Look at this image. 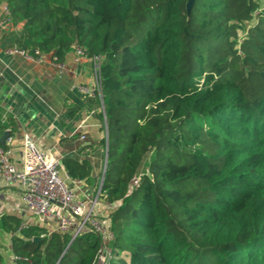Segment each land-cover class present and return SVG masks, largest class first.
Instances as JSON below:
<instances>
[{"label":"trees","instance_id":"1","mask_svg":"<svg viewBox=\"0 0 264 264\" xmlns=\"http://www.w3.org/2000/svg\"><path fill=\"white\" fill-rule=\"evenodd\" d=\"M3 1L20 50L101 60L106 264H264V0ZM61 166L89 178L86 161ZM4 235L14 264L101 253L90 227L72 240L0 214V249Z\"/></svg>","mask_w":264,"mask_h":264},{"label":"crops","instance_id":"2","mask_svg":"<svg viewBox=\"0 0 264 264\" xmlns=\"http://www.w3.org/2000/svg\"><path fill=\"white\" fill-rule=\"evenodd\" d=\"M4 7L5 2L0 0V119L12 123L6 130L14 141L11 160L17 169H22L23 138L29 134L41 151L60 161H86L91 170L89 178L80 183H73L70 178L67 182L75 189L77 200L94 199L106 165V150L102 146L107 136L106 120L100 95L85 96L78 88L93 86L99 80L95 60L84 57L76 62L72 50L65 56V70L61 72L50 55L40 63L20 55H7L5 49L21 35L22 24L2 25ZM61 174L66 177L63 168ZM22 188L20 182L0 179V214L38 225L27 211ZM97 207L98 212H105L106 203L100 200ZM42 225L52 230L56 222Z\"/></svg>","mask_w":264,"mask_h":264},{"label":"built area","instance_id":"3","mask_svg":"<svg viewBox=\"0 0 264 264\" xmlns=\"http://www.w3.org/2000/svg\"><path fill=\"white\" fill-rule=\"evenodd\" d=\"M5 17L1 19L2 25H8V11L3 9ZM7 55H20L30 62L40 63L44 61L46 55L36 51L34 55H29L20 50L16 45L5 49ZM75 61L79 62L84 57H89L82 48H75ZM95 68L99 74L100 58L95 56ZM52 62L62 72L65 66L56 57L51 58ZM78 90L81 94L95 97L101 93L100 77L97 83L91 85H81ZM84 139V137H82ZM13 138L8 137L0 147V179L9 183L20 182L22 184V198L27 211L38 222V225L56 222V230L63 234L71 235L75 239L77 235L86 227H90L100 239V255L104 259L111 257L109 244L113 241L114 235L109 228V212L111 206L106 204L105 212H98L99 195L88 201H79L76 191L68 185L67 180H71L68 175L61 174V161L48 152L41 151L36 141L29 134L23 138V165L22 169H17L11 160ZM73 180V183H80ZM100 190V189H99ZM29 225L24 222V226ZM15 257L11 256L14 264Z\"/></svg>","mask_w":264,"mask_h":264},{"label":"rangeland","instance_id":"4","mask_svg":"<svg viewBox=\"0 0 264 264\" xmlns=\"http://www.w3.org/2000/svg\"><path fill=\"white\" fill-rule=\"evenodd\" d=\"M99 191L97 192L98 195ZM96 194L93 195V197H95ZM101 200V198H99V201ZM49 229V228H48ZM10 244H9V238L8 236L4 235L2 238V245H1V249L0 252L3 255L4 258V263L5 264H10L11 263V254H10ZM109 258V257H107ZM107 261L106 259H104V254L103 256L100 255L97 264H106Z\"/></svg>","mask_w":264,"mask_h":264},{"label":"water","instance_id":"5","mask_svg":"<svg viewBox=\"0 0 264 264\" xmlns=\"http://www.w3.org/2000/svg\"><path fill=\"white\" fill-rule=\"evenodd\" d=\"M192 3H193V0H189V3L187 4V8H190L192 6ZM9 137V132H5L1 141H0V144H4L5 140ZM107 151H106V161H107ZM73 240V239H72Z\"/></svg>","mask_w":264,"mask_h":264}]
</instances>
